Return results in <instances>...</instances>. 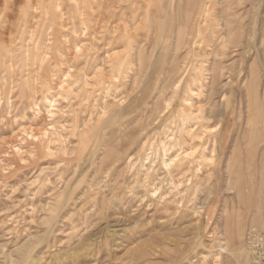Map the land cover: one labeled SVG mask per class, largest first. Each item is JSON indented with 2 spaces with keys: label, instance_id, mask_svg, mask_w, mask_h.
<instances>
[{
  "label": "rangeland",
  "instance_id": "rangeland-1",
  "mask_svg": "<svg viewBox=\"0 0 264 264\" xmlns=\"http://www.w3.org/2000/svg\"><path fill=\"white\" fill-rule=\"evenodd\" d=\"M28 2L27 16L33 30L25 28L19 33L14 27L8 35L15 31L18 48L25 39L31 46L38 40L49 54V74L46 85L41 80L36 83L38 105L26 103L19 87H15L10 108L0 90V264H253L248 236L264 233V158L261 152L257 156L253 148L264 140V0H204L208 11L199 16L197 26H211L206 30L211 47L205 58L193 57L180 39L185 28L189 32L185 40L193 37L194 21L179 28L184 21L180 20L183 26L180 25L178 17L187 16L188 0H183L180 8L177 0L169 4L168 0H161L158 12L152 0ZM3 3L0 0V8ZM57 3L61 4L56 6ZM40 20L42 24L37 25ZM126 25L137 42H133L135 48L130 56L123 54L119 63H114L111 57L115 53L128 50L129 43L120 39ZM115 26L118 30L113 33ZM54 28L59 30V44ZM89 52L97 58L93 63L87 62ZM32 54L35 56V52ZM22 56L19 51L14 60L15 73L22 68ZM206 58L209 63L203 73L209 87L213 64L222 68L211 102L220 104L223 114L212 120L192 121L190 129L202 130L206 135L208 155L217 138V167H205V173L212 172L219 179L217 183L211 181V186L196 188V179L190 184V233L170 236L177 242L184 239L190 243L178 246L168 240L161 250L144 241L168 230L153 229L155 221H146L149 230L143 233L138 232L142 224H129L142 209L137 202L141 191L136 181H131L126 158L140 153L144 138L141 131L153 123L160 109H165L166 99L176 89L169 78L172 64L176 66V60L180 65L188 64L190 72L194 60ZM5 66L0 67L2 83L9 76L7 63ZM37 66L28 67V77L38 74ZM99 70L107 77L104 82L99 81L102 85L95 76ZM22 78L16 76L17 80ZM62 82L67 85L61 90ZM161 91L165 94L160 96ZM207 93L200 100L209 111L212 105L206 103ZM46 94L56 95L55 106L46 102ZM123 101L130 106L125 114L128 118H112ZM105 104L110 116L101 118L96 138H89L82 145L79 135L83 127L100 116L102 107L98 105ZM152 110H156L154 115ZM155 125L158 128L160 123ZM47 128L53 133L49 141L54 146L52 154L39 153L32 140L33 133L42 135ZM111 147L120 151L118 161L108 156ZM235 154L239 166L232 170L233 174H245L247 182L255 174L256 188L242 187L236 178L230 179L232 171L229 174L227 163ZM196 165L192 164L190 172L194 178ZM130 185L135 186L136 195L131 194ZM115 219L126 222L115 226Z\"/></svg>",
  "mask_w": 264,
  "mask_h": 264
},
{
  "label": "bare ground",
  "instance_id": "bare-ground-1",
  "mask_svg": "<svg viewBox=\"0 0 264 264\" xmlns=\"http://www.w3.org/2000/svg\"><path fill=\"white\" fill-rule=\"evenodd\" d=\"M1 1H3L4 3H3V6L0 8V67H2L3 65H4V67H6L5 65L7 63V66H8L7 70L9 71V74H8L9 76H8V79H6L5 83H2L0 81V90H2L1 97H4L7 100V103H9L8 104L9 107L12 106L10 104V103H12V99H13L12 89L15 87H19L20 97L22 99H24L26 101V103H32V104L35 103V105H38L37 104L38 99H36V95H35V90H36V85H37L36 83L39 82V80H41L40 81L41 84L42 83L44 85L47 84V81H48L47 75L49 74V70L46 69L47 68L46 66L49 62V59H48L49 54H48V52H46V49H44V47L42 46L41 43H39L38 40L34 41V44L31 46L30 44H26V39H25L24 40L25 43L23 42L24 44H22L21 47L18 48L16 46V43H15L16 36H18V35H16L15 31L11 30L10 35H8L9 30L13 29L14 27L18 28L17 32H19V33H21L25 28H30V31L33 30L31 28L32 22L29 21V18L27 16V8H28L27 6L29 5L28 0H26L25 2L23 0L22 1H20V0H1ZM152 1L154 2L155 6H156V10H157V8L162 6V5H160V6L158 5V4H161V0H152ZM170 1L171 0H168L167 4H169ZM182 1L183 0H177L176 6L180 8L181 7L180 3ZM185 2L187 3V1H185ZM202 2L204 3V0H188L187 10H186L187 16L184 15L185 17H183V16L179 15V17H178L180 25H182L181 22L184 21L183 22L184 26L182 25L183 27H179L180 29L185 28L186 25L188 23H190V21L191 22L194 21V26H192L194 28H192V30H191L193 32V34L191 33L193 36L192 39H190L191 37H189L185 40L186 36H188V34H189V32L186 28L184 29V32L182 33V36L180 39L182 40V38H183V40H184L183 44L186 45V47L189 49L190 53H192L193 57H195V58L196 57L199 58L200 56L202 58H205L206 56H209V54H210L209 48L211 47V44H210L211 40L208 39V36H207L208 34L206 35V30L209 27L211 28V26H206L204 28L197 26L199 16L201 14H203V16L206 15L205 12L208 11L207 7ZM60 4L61 3H57L56 6H59ZM103 5L104 4H102L101 7L104 8L105 6H103ZM70 6H68V7H70ZM142 6H144V4ZM184 6H186V4ZM185 8L186 7H183V10ZM71 9H72V7H71ZM109 11L112 12V14H114L113 13L114 11L112 10V8ZM157 12H158V10H157ZM46 13H48V12H46ZM81 14L82 13L79 12V14H77V15L80 16ZM194 14H196V15H194ZM105 15H107V14H105ZM165 15H167V14H165ZM165 15L163 17H165ZM108 16H109V12H108ZM193 17H195V18H193ZM104 18H105V16H104ZM180 20H182V21L180 22ZM40 24H42L41 20L38 22L37 25H40ZM137 25H139V24H137ZM38 27L39 26H37V28ZM53 27H54V25L51 24L50 28H53ZM125 29H126V31H125V33H122V35L120 36V39L122 38L127 43H129L128 44V50L115 53L111 57L114 63L117 62V60L119 58H121V56L123 54H125V56H127V57L130 56L132 53V50L135 48V44L133 42H137V39L134 38V34L131 35L130 27H128V25H126ZM117 30H118V27L117 28H116V26L113 27V33H116ZM168 30H170V29H168ZM43 33H44V30H43L42 34ZM54 34H55V38H56L55 41L58 42L57 44H59V39L57 38V35H59V30L57 28H54ZM58 37L60 38V36H58ZM115 38L117 39V37H115ZM179 44H180V42L178 43V46H179ZM92 46H93V44H92ZM77 47H78V45H77ZM92 49H94V47ZM19 51L23 54V56L21 58L22 59V65H21L22 68L20 69L19 72L15 73V71L13 69L14 60L17 59ZM32 52H35V56H33ZM88 54L90 55V56L88 55L89 57L86 56L88 63H93L97 60L95 53L89 52ZM83 55H84V53L80 54L79 57L82 59ZM54 57L57 58V54L54 55ZM177 60H176V66H174L172 64L171 72L169 74L170 75V77H169L170 81H174V85H175L176 89L172 92L171 97L169 99H166L167 104L165 106V109H160L159 112H157L158 115L156 117L154 116L155 117L154 120L152 119L153 121H151L153 123L155 122V124L160 123V126L158 128H156V125L153 123H149L146 127L144 126L145 128L141 131V133H144L142 136L144 138L142 139L143 145L141 146L142 149H141L140 153L138 152L139 154H137L135 157H134V154H129L126 158V159H129L127 162L129 165L128 164L127 165H128L129 170H130L131 181L132 182L136 181V183H137V185H139V189L141 191V195L139 196V199L137 202L139 203L138 205L142 209V210L140 209L141 212L138 214V216L136 215L137 217H135L132 221H130L129 224H133L134 226H139L140 224H142V227L138 230V232H142V231L146 232L149 230L146 221H148L149 223H153L155 221L156 226L153 229L157 230L159 228L158 230H160V229L168 230V232H163V233H161L157 230L159 233H156L154 235V237H153L154 239L150 240L151 239L150 238V239H146L144 241L145 245H151V246L155 245L156 247L158 246L157 248H162L161 250H163V244L167 243V242L165 243V241H168V240H169L168 242L173 241V242L177 243L178 246L181 243H190V241L185 242V240L182 239V237H180V239H182L183 241L179 240L178 242L175 239H170L171 235H184V236L186 235L187 236V234L189 235V233H190V184H192L193 181H195V179H196L197 180V182H195L196 188L198 187V185H204V184L211 186V184H210L211 181H215L217 183L218 179H219V176L215 177L214 173L211 174L212 172L211 173L209 172L208 174L205 173V169H206L205 167H207V168L213 167V165H214V167H217L216 166L217 163L215 161L217 159V158L215 159V156L217 154L216 153V145L218 144L217 138L215 139V145H213L214 149L211 151V155L206 154V147H207L206 145L208 143V140H206V135H204L202 130L194 132L193 129H190V122L196 121L200 118H202V120L203 119L212 120V118H215V117L217 118V117L222 116L223 113L221 110L222 109L221 105L216 103V102H214V103L211 102V100L213 99V96L217 93L215 86L220 81V70L222 68L217 67L219 65H217L216 62L213 64V67H212V70H213L212 80L213 81H212V85H210L211 87H209V84L206 81L207 78L204 77L205 74L203 73V71L207 70L206 65L209 63L208 58L194 60L196 62L193 65V67L190 68V72L188 70V67H189L188 64H187L188 66L186 64L180 65L181 62L179 63V62H177ZM117 63H119V62H117ZM33 64H38V66H37V69H39L38 74L32 73L31 74L32 76L28 77V76H30L29 75L30 69H28V67L30 65L32 66ZM109 64H111V63H109ZM96 72H97L95 74L96 79H97L99 85H102V83L99 81L104 82L105 81L104 79H106L107 77L103 74L102 75L99 74L100 70L96 71ZM18 75H22V76H24V78H22L21 80H17L16 76H18ZM34 75L36 77H34ZM66 77H67V74H66ZM70 77H73V75H71ZM76 79H77V77H76ZM76 79H73V80H76ZM68 81H70V80H68ZM68 83L71 84V82H68ZM65 84L66 83H64V82L60 83L59 89L64 88ZM11 91H12V93H11ZM145 92L146 91H144V93ZM56 93H58V92H56ZM159 93H160V96L165 94L164 91H161ZM206 93H207L206 97H207V101H208L206 103L208 105L209 104L212 105V107L209 111H206V108L204 107V105H202V101L200 100V98L203 95H205ZM182 95L184 96L183 99H182ZM192 95H194V96L196 95V97H198V98L195 97L197 100H194L195 98L193 99ZM54 97H56L55 94L50 95V96H49V94H46L44 96L46 102H48L51 106H55L54 102L56 101V99ZM123 102L124 103L121 104L122 108L121 109L118 108L117 110H115L113 115L111 116L112 118H114L116 116H120V115H122L124 117L126 112L130 109V106L127 105L128 101L127 102L123 101ZM99 106L102 107L101 111L98 112V115L100 114V116H98V118L96 117L94 119H91V122L89 123V125H87L88 124L87 123L86 124L87 127H85V128L83 127L82 134L79 135L81 138L80 141H81L82 145H85L89 138H92V139L96 138L94 134L97 133L95 131L98 130V128L101 126V122H102L101 118L109 115V113L106 112L107 110L105 109L106 104L105 105H98V107ZM153 112L154 113H152V114L154 115L156 113V110H154ZM50 113L52 115L54 114L53 111H50ZM160 113H162V114H160ZM125 117L128 118V116H125ZM106 121H104V123ZM122 121H123V119H122ZM107 122H109V121H107ZM141 124H142V122H141ZM152 125H154V127ZM103 128H105V127H103ZM227 128H228V134L227 135H230L229 132L231 130H230L229 124H228ZM44 131H45V129H44ZM100 133L102 134L103 132L100 131ZM51 134H53V133H52V131H48V128L46 129L45 133L42 135L37 134V133L32 134V140L34 141V144H36V146L38 148L37 151L39 153L47 151L48 153L52 154L54 146L51 147L49 145L50 144L49 141L51 140V137H50ZM16 136H18V135H16ZM239 144H240V142H238V144H237L238 147H239ZM126 146H128V145H126ZM129 147H131V145ZM20 148L21 147H19V149ZM194 148H196V149H194ZM253 148H254V150H256L257 156H259V154L261 152V156L263 159L264 158V140L263 139L259 140L257 142V145L253 146ZM196 150L199 151L197 156L195 155L197 152ZM119 153H120V151L118 152L116 150V148H114V147H111L110 149L107 150V154H108V156H110L112 158V161L117 158V155ZM237 159L238 158H237L236 154L233 157H230L228 159L227 171L229 172V174L232 170H234V168L237 169V166H239V163L237 164ZM193 163L197 164L196 165L197 166V173H196L195 178L190 173L192 170V164ZM263 172H264V169H263ZM230 176H231L230 177L231 180L236 178L239 181L240 186L242 185V187H243V185H245V187L251 186V188H253V189L256 188L258 180H257V177L255 174L251 178L248 177L249 182H247V180H245L246 176L243 173L236 175V173L233 174V171H232ZM237 176H239V177L237 178ZM133 177H134V180H133ZM243 178H244V180H243ZM262 178L264 181V173H262ZM262 185L264 186V182L262 183ZM134 187H135L134 185H130V187H129V188H131L130 189L131 194L135 193ZM233 188H234L233 186L229 187V189H233ZM192 189H193V187H192ZM205 189H208V188H205ZM240 193L243 195L244 194L243 190H241ZM120 194H121V192H120ZM134 195H136V193ZM209 197L210 196L208 195V199H209ZM131 200H132V198H131ZM123 205H125V207L128 206L127 203H124ZM57 208H59V207H57ZM124 222H126L124 219H115L114 225L118 226ZM184 224H186V225L183 227ZM179 228H181V229L179 230ZM187 238H185V239L187 240ZM159 251H160V249H159ZM220 255H221V253H220Z\"/></svg>",
  "mask_w": 264,
  "mask_h": 264
},
{
  "label": "built area",
  "instance_id": "built-area-1",
  "mask_svg": "<svg viewBox=\"0 0 264 264\" xmlns=\"http://www.w3.org/2000/svg\"><path fill=\"white\" fill-rule=\"evenodd\" d=\"M247 242L253 254V264H264V233H251Z\"/></svg>",
  "mask_w": 264,
  "mask_h": 264
}]
</instances>
